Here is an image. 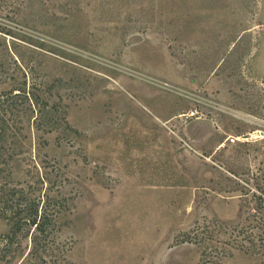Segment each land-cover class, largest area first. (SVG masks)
Here are the masks:
<instances>
[{"label": "rangeland", "instance_id": "obj_1", "mask_svg": "<svg viewBox=\"0 0 264 264\" xmlns=\"http://www.w3.org/2000/svg\"><path fill=\"white\" fill-rule=\"evenodd\" d=\"M12 88L3 174L61 201L60 264H259L224 233L264 232V0H0Z\"/></svg>", "mask_w": 264, "mask_h": 264}, {"label": "trees", "instance_id": "obj_2", "mask_svg": "<svg viewBox=\"0 0 264 264\" xmlns=\"http://www.w3.org/2000/svg\"><path fill=\"white\" fill-rule=\"evenodd\" d=\"M21 89L12 88L0 93V219L10 225L8 232L0 236V264H15L19 255L23 254L22 243L25 240H29L26 264H60L65 259V254L56 245L54 234L57 232L61 201L55 197L44 200L31 189V184L14 183L10 180V175L3 174L14 157L18 156L15 150L18 140L16 134L10 132L11 129L17 131L18 128L14 122L10 124L6 116L16 110L18 100L24 103L30 114H34L38 104L34 93ZM28 114L26 117L34 119L33 121L38 119L36 115L29 117ZM9 133L14 137H10ZM215 226L213 231L199 226L195 232L186 236V241L204 248V245L216 240L219 226L217 229ZM224 234L232 249L256 256L259 264H264V232L257 234L246 229L238 230L236 227Z\"/></svg>", "mask_w": 264, "mask_h": 264}]
</instances>
